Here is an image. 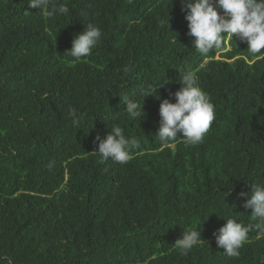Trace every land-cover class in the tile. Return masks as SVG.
Masks as SVG:
<instances>
[{"label":"trees","instance_id":"1","mask_svg":"<svg viewBox=\"0 0 264 264\" xmlns=\"http://www.w3.org/2000/svg\"><path fill=\"white\" fill-rule=\"evenodd\" d=\"M28 2L0 0V264H264V235L239 257L213 235L222 216L252 223L239 194L264 183V58L235 35L198 53L180 0H53L70 11L51 18ZM88 22L102 36L76 61L64 52ZM180 69L215 106L197 145L156 136ZM113 125L139 142L123 165L94 151ZM197 226L182 255L175 241Z\"/></svg>","mask_w":264,"mask_h":264},{"label":"clouds","instance_id":"2","mask_svg":"<svg viewBox=\"0 0 264 264\" xmlns=\"http://www.w3.org/2000/svg\"><path fill=\"white\" fill-rule=\"evenodd\" d=\"M180 3L182 11L186 12L189 29L187 34L194 37L193 48L201 55H207L212 50H222L225 35L231 39L235 35L237 40L247 43L251 56L259 55L264 58V0H180ZM27 5L39 8V13L45 18L65 15L70 11L65 4L54 5L53 0H29ZM27 14L29 11L25 10V15ZM80 15L87 16V12L81 10ZM167 24L170 27V20ZM101 36V28L88 22L83 31L75 34L71 48L64 54L76 61L90 56ZM123 71L127 73L130 69L126 66ZM177 82L181 87L169 93L170 97H174V102L169 98L161 99L156 136L163 144L180 139L186 145H197L203 141L215 119V106L208 93L200 87L193 71L180 69ZM165 83L166 81L159 88ZM148 95L155 94L152 91L143 93V97ZM121 97L123 103H126L124 111L129 118L140 117V104L126 96ZM157 98L160 99V95ZM142 111L144 113L143 107ZM70 114L73 116V123L78 124L76 110L70 109ZM95 140L98 142L95 152L105 160L111 159L122 165L131 159V150L138 147L139 143L136 138L127 137L118 125H113L105 138H101L98 133ZM239 196L245 198V210H251L248 219L252 223L244 224L236 218L222 216L226 218V223L213 233L217 247L223 248L228 257L240 256V250L249 241L251 231L257 232V238L264 235V183H251L249 190L241 191ZM201 239L198 226L195 230L184 229L173 247L182 255H187Z\"/></svg>","mask_w":264,"mask_h":264}]
</instances>
